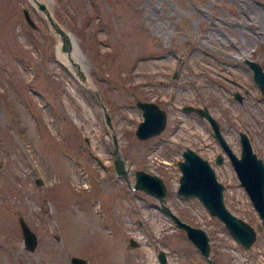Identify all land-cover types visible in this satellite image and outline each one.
<instances>
[{"label": "rangeland", "instance_id": "1", "mask_svg": "<svg viewBox=\"0 0 264 264\" xmlns=\"http://www.w3.org/2000/svg\"><path fill=\"white\" fill-rule=\"evenodd\" d=\"M41 1L72 34L81 72L58 57L60 39L32 0H0V264H158V251L163 264H208L133 187L136 169L159 176L168 210L206 233L209 264H264V228L228 157L205 117L181 110L205 105L232 153L243 131L264 164V97L242 60L264 69V0ZM226 68L238 83L217 77ZM137 99L164 110L155 136L134 135ZM185 147L207 159L224 207L252 227L246 249L196 198L176 194ZM17 217L36 237L32 251Z\"/></svg>", "mask_w": 264, "mask_h": 264}, {"label": "water", "instance_id": "2", "mask_svg": "<svg viewBox=\"0 0 264 264\" xmlns=\"http://www.w3.org/2000/svg\"><path fill=\"white\" fill-rule=\"evenodd\" d=\"M32 1L34 7L43 12L42 14L44 18L47 19L48 24L52 29L56 31V35H58L59 39H61V42H59L58 45V49L61 51H68V41L64 36L65 30L56 25L55 19L52 18L49 9L44 6L43 1ZM22 10L24 20H26L30 26H33L34 21L29 17L28 10L23 8ZM242 60L253 71L252 78L258 84L257 86L259 90L264 94V69H261L257 61H253L250 58L245 57ZM234 96L235 99H239L241 95L236 92L234 93ZM134 104L136 107L141 109V115L142 118H144L143 120L137 122L134 128V135L137 138L145 139L152 135L155 136V134L163 129L166 117L162 107H159L155 102L153 103L152 100L142 101L141 99H137L136 101H134ZM181 106V110L184 112L193 111L195 114L205 117V120H207L209 125H211L212 127V134L216 137L217 143H219V145L223 147V150L228 155V157H231L230 161L232 165H234L233 161L239 162L242 158L243 163L244 161H246L248 162V164H253V169H251L253 173L260 174V187L258 185V180L256 181V184L258 185V191L251 194L250 192L247 193L245 191V194L251 203L250 206H252L254 211L256 212V216L260 218V226L264 228V164H262L259 157L251 150V144H249L248 142L247 134H245L243 131H238V142L242 147L241 150H239L240 154H242V157L240 156L238 158V156L232 153V151L230 150V146L226 145L224 137L219 131L218 122L215 121V117L208 113L206 109L207 107H205V105L194 107V105L185 104ZM180 155L183 158L177 161V166L181 168L182 171L177 182L178 185L176 187V194L184 198H196L203 206V208H205L210 217L213 216L219 222H221L223 228H225L227 233L231 236L230 238H233L243 249L249 247L250 244L254 241V231L249 224L235 217L233 214L231 215V213L224 207L221 197V190L223 186L221 183H218L216 176H214L213 167L210 166L209 163H207L206 158L200 156L199 154L197 155L196 152L190 147H185L182 151H180ZM221 159H223V155H221L220 153H216L215 159L213 160L214 163L219 164ZM113 161L114 171L119 174L125 173L123 168V160L115 156ZM198 169V176L201 178L199 180V183H194L195 179L193 177ZM245 171L250 172L249 166H247V168H244V172ZM133 175L137 180L134 182L133 187L136 189L145 188L147 191H150V193L145 194H147V196H151L157 201L159 210L169 216L170 220H172L177 229H180L184 232L187 240H189L191 245L194 246L195 250H197L202 259L204 258L203 260H205L206 263L209 264L210 261L207 258L209 246L206 233L198 227H190V225L179 220V218H177L170 212V210H168V207L164 204V200H162L166 191L162 179H160V177L156 176V174L154 173H149L141 169H136ZM254 180L255 179H253L252 181L253 184ZM239 184L241 185V181ZM247 184L250 185L251 188L252 185L249 182H247ZM17 223V227L19 228L21 233L20 238L24 246L23 248H25L26 251H32L36 243V237L34 233L27 227L21 217H17ZM134 242L135 241L133 239L129 238L127 243L129 247H132L135 245ZM156 260L158 264H163V261L165 260L164 253L158 251V253L156 254ZM69 264L87 263L85 259L81 257L78 258V256H70Z\"/></svg>", "mask_w": 264, "mask_h": 264}, {"label": "bare ground", "instance_id": "3", "mask_svg": "<svg viewBox=\"0 0 264 264\" xmlns=\"http://www.w3.org/2000/svg\"><path fill=\"white\" fill-rule=\"evenodd\" d=\"M41 1V0H40ZM250 22V21H249ZM54 30V29H53ZM55 31V30H54ZM55 33H56V31H55ZM64 36H65V38L67 39V41H68V43H67V48H68V51L67 50H65V51H61V50H59L58 49V45H59V43H57V45H56V49H57V55H58V57L64 62V63H66V65H67V67H69V68H71V70L73 71V72H75V73H77V74H80V72H81V70L80 69H78V65H77V63H78V61H77V57H76V55H75V52H73L72 51V48H73V36H72V34H70L69 32H66L65 31V34H64ZM60 41H61V39H60ZM173 61V60H172ZM154 63L156 64V66H160V67H163L164 65H166L167 63H168V59L167 58H163V59H159V60H156V61H154ZM171 63V62H170ZM174 63V62H173ZM175 65V64H174ZM173 65V66H174ZM168 66V65H167ZM201 66V65H200ZM167 68V67H166ZM177 68V67H176ZM251 69V68H250ZM262 69V68H261ZM161 70V69H160ZM203 70H205L204 68H203ZM166 71V70H165ZM226 71H228V69L226 68L225 69V71L224 72H222V71H220V72H216L217 73V77H219V78H228V79H230L231 81H233V82H235V84L236 83H238L236 80L234 81V77H233V75H231V76H229L228 74H227V72ZM253 72V71H252ZM253 75V74H252ZM234 78V79H233ZM237 80H238V78H237ZM240 82V81H239ZM256 83V82H255ZM257 84V83H256ZM258 85V84H257ZM239 86V85H238ZM239 88V87H238ZM261 92V91H260ZM262 93V92H261ZM262 95L264 96V94L262 93ZM144 119V118H143ZM142 119V120H143ZM222 147V146H221ZM240 148H242L241 147V145H240ZM222 149H223V147H222ZM241 150V149H240ZM224 151V150H223ZM224 153H225V151H224ZM226 154V153H225ZM222 155V154H221ZM235 155V154H234ZM226 156L228 157V155L226 154ZM242 157V154H239V156H238V158L239 157ZM182 157V156H181ZM183 158V157H182ZM228 159H229V161H230V159H231V157L229 156L228 157ZM234 162V165H232V163H231V161H230V163H231V165H232V168H233V170H234V173H235V175H236V177H237V179H238V181H239V183H240V181H241V185L240 186H243V188L245 189L244 191H246L247 193L248 192H250V194L251 193H256L257 191H258V185H259V179L261 178L260 177V174H258V173H253L252 171H251V169H253V164H248V162H246V161H244V163H243V161H242V158L240 159V161L238 162V161H233ZM208 163V162H207ZM210 165V164H209ZM211 166V165H210ZM247 166H249V168H250V172H244V168L246 167L247 168ZM179 168V167H178ZM179 170H180V172L182 171L181 170V168H179ZM204 170V169H203ZM202 170V171H203ZM196 171V170H195ZM198 172H199V169L195 172V175H194V179H195V181H194V183H199V180H200V178L201 177H199L198 176ZM239 175V176H238ZM179 178V177H178ZM253 179H255L254 180V184H253ZM144 180V179H143ZM258 180V185L256 184V181ZM135 181H137L136 180V178H135ZM146 182H147V180H146ZM205 182V181H204ZM247 182H249L252 186H251V188H250V185H248L247 184ZM152 183V182H151ZM193 183V182H192ZM219 183V182H218ZM180 184V183H179ZM203 184H205V183H203ZM194 186H196V185H194ZM253 187V188H252ZM259 187H260V185H259ZM146 188H149V187H146ZM138 189V188H137ZM139 189H141V190H143V191H145V192H147V194L148 193H150V191L148 190H146L145 188H139ZM260 191V190H259Z\"/></svg>", "mask_w": 264, "mask_h": 264}, {"label": "flooded vegetation", "instance_id": "4", "mask_svg": "<svg viewBox=\"0 0 264 264\" xmlns=\"http://www.w3.org/2000/svg\"><path fill=\"white\" fill-rule=\"evenodd\" d=\"M215 154H216V153H215ZM214 156H215V155H214ZM214 159H215V157H214ZM213 161H214V160H213ZM221 161H222V159H221ZM221 161H220V162H221ZM220 162H219V163H220ZM228 162H229V161H228ZM215 164H217V163H215ZM229 164H230V162H229ZM217 165H218V164H217ZM230 165H231V164H230ZM232 169H233V168H232ZM234 176H236V175L234 174ZM222 190H223V188H222ZM222 190H221V194H222Z\"/></svg>", "mask_w": 264, "mask_h": 264}]
</instances>
